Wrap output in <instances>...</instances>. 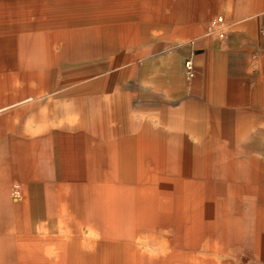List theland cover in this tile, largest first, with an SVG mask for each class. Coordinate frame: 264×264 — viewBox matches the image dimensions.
<instances>
[{
  "label": "bare ground",
  "instance_id": "1",
  "mask_svg": "<svg viewBox=\"0 0 264 264\" xmlns=\"http://www.w3.org/2000/svg\"><path fill=\"white\" fill-rule=\"evenodd\" d=\"M136 4L0 0V264H264L251 127L231 149L217 77L202 104L181 57L139 64L154 45L140 48ZM57 129L80 168L61 170Z\"/></svg>",
  "mask_w": 264,
  "mask_h": 264
},
{
  "label": "crops",
  "instance_id": "2",
  "mask_svg": "<svg viewBox=\"0 0 264 264\" xmlns=\"http://www.w3.org/2000/svg\"><path fill=\"white\" fill-rule=\"evenodd\" d=\"M203 2L202 5L197 2L196 12L201 21L193 26L184 27L185 19L179 20L178 15L177 20L172 18L173 12L164 13L159 20L163 22L167 20L170 24L180 27V30H184L194 39L198 47H202L206 40L212 46L207 55V62L206 54L195 55L192 60L195 63L194 73L191 74L193 77L200 76L202 80L204 77L209 78V84L212 77L219 79L220 92L224 98L222 102H212V104L219 110L221 128L228 132L234 128L238 133L237 129L242 125L263 127L264 123L252 122L254 115L252 116L251 109L258 107L263 113L261 119L264 120V37L262 36L264 0H204ZM144 6V0H137L138 9L141 8L143 11ZM152 10L154 12V5ZM219 10L222 11L220 16L225 17L221 25L215 24L216 19H212L215 11ZM208 21L210 23L205 27ZM219 27L226 31L222 37ZM213 47L216 49L214 50ZM190 94L193 93L190 91ZM239 110H241L239 118L237 120L231 118L234 116L233 111ZM224 116L228 118L223 120ZM221 135L222 140L230 141L227 135L224 133ZM59 142L57 148L55 140L53 141L54 153L59 160L61 170L80 168L81 165L73 164L74 156L80 155L76 148L77 143L67 140L64 142L63 138Z\"/></svg>",
  "mask_w": 264,
  "mask_h": 264
},
{
  "label": "rangeland",
  "instance_id": "3",
  "mask_svg": "<svg viewBox=\"0 0 264 264\" xmlns=\"http://www.w3.org/2000/svg\"><path fill=\"white\" fill-rule=\"evenodd\" d=\"M13 2L24 4L25 7L28 10L35 9L37 4L39 2L44 3L45 1L49 0H11ZM148 1L150 0H144V9L143 11L141 8H137V4L134 5L131 8H134V10L138 13V22L140 26V48H143L147 46L148 44L154 45V48L150 54H145L141 57L139 60V64L142 66L145 61L149 59H159L167 54H174L179 57H181V68H182V75L186 77V89H184L183 94H187L188 98L191 99L194 102H200L202 104L209 103V78L206 77L202 78L198 75L196 77H193V74L188 71L187 63L191 62L194 69V64L192 62L193 58L197 54H206V62L208 60V54L210 53L212 46L206 42L203 43L202 47H198V45L195 43L194 39L191 38V36H182L180 32V27L175 26L173 23L170 24L169 21L159 20V18L164 13H171L173 12L172 18L174 17L177 20V15H181L184 20V27H190L191 25L196 23H200L201 18L197 14L196 10H198L197 2L198 4H203L204 0H152L154 4V12L153 10H150ZM148 5V6H147ZM153 12L152 16H149L148 13ZM222 11H215L214 16L212 19H216L217 16L221 15ZM143 15V16H142ZM225 20V17H224ZM226 21H228L226 17ZM151 23L150 27L154 28L153 32H147L146 29ZM210 22L208 21L205 24V27L208 26ZM143 27V31H141ZM225 31V30H224ZM206 32V31H205ZM226 32V31H225ZM206 34V33H205ZM148 37H151L152 40H148ZM208 37V35H207ZM221 38V37H220ZM214 48V47H213ZM216 47L214 48V50ZM193 72V70L191 71ZM194 73V72H193ZM129 83V82H128ZM128 85V84H127ZM128 87V86H127ZM139 91V89L137 88ZM140 91H145V89H141ZM190 91L193 94H190ZM203 92V93H202ZM54 95H58V91L53 92ZM138 96V97H137ZM134 96L132 100V104L135 108H143L149 105H155V103L151 104H144L143 98L140 97V95ZM141 101V102H140ZM212 103V102H211ZM213 108L217 111V118L215 121V124L217 126V136L219 139H222L221 134L227 135L229 138V147L231 149H234L237 147L238 143H240V139L238 133L236 132V129H231L229 132L225 129L221 128V122H220V113L219 110L212 105ZM155 107H158V104L155 105ZM253 110L254 115V121L255 123H264V120L261 119L263 113L262 111L258 110V107H255ZM52 112V111H51ZM222 113V112H221ZM234 116L231 117L234 120H237L239 118V114H241V110L239 111H233L232 113ZM222 116V114H221ZM228 117H223V120H225ZM222 119V118H221ZM54 140L57 144L62 139V131L57 129L54 131ZM4 136L0 137V141L3 139ZM248 143L246 142V148L249 149L250 153L256 154V155H264V130L259 127H251V130L249 131V135L247 136ZM80 148V144H79ZM74 165H80L81 163H77V161H74Z\"/></svg>",
  "mask_w": 264,
  "mask_h": 264
},
{
  "label": "built area",
  "instance_id": "4",
  "mask_svg": "<svg viewBox=\"0 0 264 264\" xmlns=\"http://www.w3.org/2000/svg\"><path fill=\"white\" fill-rule=\"evenodd\" d=\"M216 23H218V24L220 23V25L223 24V23H224V17H223V16H220V15L217 16V17H216V20H215V24H216ZM212 26H213V25H211L210 28H212ZM218 29H219L220 36L222 37V36L224 35V32H225V31H224V29L221 28V27H219ZM262 36L264 37V31L262 32ZM188 71H191L190 65H189Z\"/></svg>",
  "mask_w": 264,
  "mask_h": 264
}]
</instances>
